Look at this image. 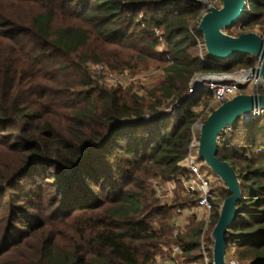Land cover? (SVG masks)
Listing matches in <instances>:
<instances>
[{"label":"trees","instance_id":"obj_1","mask_svg":"<svg viewBox=\"0 0 264 264\" xmlns=\"http://www.w3.org/2000/svg\"><path fill=\"white\" fill-rule=\"evenodd\" d=\"M197 0H0V264H149L179 244L178 264H204L203 223L174 236L178 192L163 205L149 182L183 170L193 127L211 105L205 86L186 95L199 72L257 64L239 53L198 52ZM264 36V0H248L231 27ZM159 30L160 33H157ZM112 70L163 69L142 95L108 86L89 62ZM182 100L176 114L161 113ZM206 111V112H205ZM150 115V117H147ZM264 112L220 134L217 155L236 169L242 195L227 253L264 264ZM208 229L213 239L220 203ZM234 249L229 251L230 246Z\"/></svg>","mask_w":264,"mask_h":264},{"label":"built area","instance_id":"obj_2","mask_svg":"<svg viewBox=\"0 0 264 264\" xmlns=\"http://www.w3.org/2000/svg\"><path fill=\"white\" fill-rule=\"evenodd\" d=\"M203 4L199 20L209 11L211 7L220 8L223 0H197ZM248 8V7H247ZM160 33L159 30H156ZM205 44L199 39V54L204 58L203 47ZM260 61L255 67H259ZM96 72L106 73V67L102 64L95 66ZM110 75V74H108ZM104 79V80H102ZM100 79L106 82L105 78ZM118 79V76L117 78ZM118 81V80H117ZM121 82V80L119 81ZM205 86L213 93V102L206 109L216 103L224 102L238 93H264V83L259 74H249L246 69L236 72H199L192 78L189 91L186 95L192 94L198 87ZM248 89V90H247ZM182 100H177L170 107H164L161 113L172 112L176 114ZM205 111V112H206ZM264 110L253 109L244 113L242 120H249L259 116ZM150 117V115H147ZM202 117L195 123L193 127V136L190 143L189 155L179 162L183 170L170 178L156 177L151 180V184L155 190V196L163 205H171L177 198V192L182 189V197L189 202L184 207H178L176 216L173 220L174 236L181 234L189 224V219L196 217L203 223V232L201 236V245L203 248L204 264H213V258L206 249V239L209 226L211 224L212 212L215 208V202L221 198L220 187L216 183L208 171H203V165L198 153H194L199 147L198 128L202 124ZM226 130V129H225ZM224 130V131H225ZM264 153V147L260 148ZM221 206V203H220ZM164 253L151 256L149 264H178V255L181 253L179 244H173L170 247L163 248ZM228 264H243L234 254H228Z\"/></svg>","mask_w":264,"mask_h":264},{"label":"water","instance_id":"obj_3","mask_svg":"<svg viewBox=\"0 0 264 264\" xmlns=\"http://www.w3.org/2000/svg\"><path fill=\"white\" fill-rule=\"evenodd\" d=\"M248 7V0H223L220 8L211 7L199 21L198 29L204 37L208 54L219 59H230L239 53L258 57L259 67L246 69L249 74H259L264 83V36L257 31L231 35L225 30L241 18ZM253 109L264 110V93L241 92L222 102L200 124L198 155L212 168L228 188L230 195L221 203L219 218L214 226L213 264H228L227 237L229 226L237 215L241 198V183L236 169L218 155L220 134L241 116Z\"/></svg>","mask_w":264,"mask_h":264},{"label":"rangeland","instance_id":"obj_4","mask_svg":"<svg viewBox=\"0 0 264 264\" xmlns=\"http://www.w3.org/2000/svg\"><path fill=\"white\" fill-rule=\"evenodd\" d=\"M248 31H257V32H259L258 28H255L253 30H248ZM225 32L229 33V30L226 29ZM230 32H232L234 35H236V34H238L240 32V28H238V27L232 28ZM199 34L201 35V38L204 41L203 34H201V33H199ZM198 52H199V49H198ZM99 64H102V65H104L107 68L105 70L106 73H104V72H102V73L96 72L95 66L99 65ZM89 67H90L91 71L93 72V75L97 79L100 80L102 78H105L106 84L108 86H116L117 84H120L123 87L132 86L134 88L135 92L137 94H139V95H142L145 92L146 88L154 86V85H157L160 82V80L162 79V76H163V69L156 68V67H153V66H150L148 68L142 69V70H140L138 72H135V71H132V70H129V69L117 70L116 71V70H112L111 67L108 66L105 63L90 61L89 62ZM108 74H110V75H108ZM117 76H118V79H116ZM102 80H104V79H102ZM120 80H121V82H119ZM212 102H213V99H212L211 103ZM171 105L166 104L165 107H170ZM216 105L217 104H215V106ZM198 134L200 135L199 131H198ZM194 153L195 154L198 153V148L196 150H194ZM201 163L203 165V171H208L209 174L213 178L217 177L215 179L216 183L220 187V190L222 191L226 187V185L217 176V174L212 170V168L205 162V160L202 159ZM158 177H160V176H158ZM153 178H156V177H152L150 179V181H149L150 183H151V180ZM178 192L182 193V189L180 188L178 190ZM178 192H177V194H178ZM215 213H216V210L214 209L213 212H212L211 224L214 221ZM190 219H189V221H190ZM233 249H234V246L231 245L229 251H232ZM162 253H164V252H162ZM228 254H233V253L228 252L226 254V259H228Z\"/></svg>","mask_w":264,"mask_h":264}]
</instances>
